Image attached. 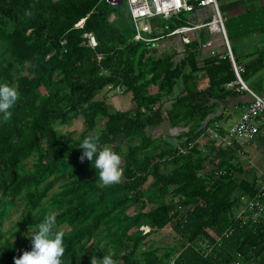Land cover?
Instances as JSON below:
<instances>
[{"label":"trees","instance_id":"obj_1","mask_svg":"<svg viewBox=\"0 0 264 264\" xmlns=\"http://www.w3.org/2000/svg\"><path fill=\"white\" fill-rule=\"evenodd\" d=\"M121 3L0 0V84L19 92L11 119L5 123L0 114V264H14L32 250L2 230L20 201L24 215L14 233L38 231L44 217L55 213L54 231L65 233L63 264H91V257L107 254H114L117 264H165L172 258L176 264H264L261 233L233 221L239 196L251 197L255 182L236 183L230 167H223L224 176L205 173L206 155L198 146L180 155L163 136L152 135L167 121L187 129L179 134V146L199 138L211 111L205 97L214 98L234 78L230 60L206 59L208 88L197 91L202 69L196 65V45L189 44L178 59L160 53L157 44L187 24L183 13L161 18L155 24L159 32L143 33L157 40L135 41ZM26 10L32 16H25ZM81 20L83 27H75ZM88 33L96 39L94 49L87 45ZM108 85L122 87L134 107L111 112L96 100ZM76 119L83 127L77 139L74 131L62 138L53 126ZM97 134L101 147L112 145L122 156L119 184L99 186L94 161L79 160L83 139ZM143 200L148 211L128 213ZM142 223L155 230L142 235ZM169 224L178 250L159 254L153 243L142 249L147 237ZM228 228L231 235L222 236ZM205 244L212 246L207 256Z\"/></svg>","mask_w":264,"mask_h":264},{"label":"crops","instance_id":"obj_2","mask_svg":"<svg viewBox=\"0 0 264 264\" xmlns=\"http://www.w3.org/2000/svg\"><path fill=\"white\" fill-rule=\"evenodd\" d=\"M219 10L225 18L226 38L234 63L243 69L241 73L243 81L254 94L264 95V0H219ZM186 14L183 18L187 25L194 26L209 20L212 10L206 7ZM183 38H187L189 44L196 45V65L202 69V72L198 73L195 89L206 92L209 83L203 68L204 62L208 58H216L220 61L227 57L223 37L207 29H195L180 35H167L157 42H161L160 53H175L178 59L182 58L189 45L182 41ZM165 41L167 42L163 43ZM207 41L212 42L213 55L209 50L199 49L200 44ZM219 96L222 97L219 98ZM205 98L208 99L206 104L211 111L204 125L208 127L218 124V133L222 137L238 121L250 101L248 93L234 92L225 87L222 92L216 93L214 98ZM186 130L180 127L172 128L165 121L153 131L152 135L170 136L177 144L179 134ZM199 151L206 155L203 170L205 173L213 171L215 174L217 170H223V167H230L236 183L244 178L251 182L264 180V136L261 134L246 143L238 140L227 142L223 138L211 141ZM248 173L253 176L249 178ZM149 180L152 181L151 178ZM148 181L146 187L149 185ZM146 204L147 202L143 200L133 205L134 213L148 211ZM133 206L131 208H134ZM140 226L149 227L145 223Z\"/></svg>","mask_w":264,"mask_h":264},{"label":"built area","instance_id":"obj_3","mask_svg":"<svg viewBox=\"0 0 264 264\" xmlns=\"http://www.w3.org/2000/svg\"><path fill=\"white\" fill-rule=\"evenodd\" d=\"M107 1V0H106ZM127 5L128 14L133 22L135 28V41L150 42L157 39H147L143 36V33L150 34L152 32H159L155 24H146L145 21H152L154 19L162 18L169 19L173 16H178L180 13H192L198 9L210 8L212 14L209 20L201 22L197 25L190 26L184 25L177 27L171 31L168 35H180L187 33L195 29H207L211 33H219L222 35L225 47L227 48L226 56L231 61L232 70L234 74V80L227 82L224 87L234 92H246L250 95V101L239 117L238 121L227 131L222 137L218 133V124L208 126L204 129L201 136L192 142H188L186 146L177 145V150L180 155H186L189 150L198 146L199 149H203L204 145L211 141H217L224 139L227 142L231 140H238L242 142H248L261 134L264 136V95H256L250 91L241 77L243 69L236 66L229 49L226 32H225V18L219 10V0H121ZM116 2V3H115ZM109 3L117 4L118 0H110ZM84 20H81L75 25L77 28L83 27ZM87 38V45L94 49L97 45L96 39L93 34L88 33L84 35ZM182 41L189 44L187 38H183ZM200 50H209L211 55L214 54L212 49V42L207 41L201 43ZM106 92L122 93V87H113L108 85L104 88ZM117 92V93H116ZM226 172L224 170H217L216 176H224ZM256 188L254 194L249 197L246 195L239 196L238 207L233 213V221L241 226H247L248 228L258 231L262 235V241L264 243V180L255 182ZM155 228L141 226L139 231L142 235L150 234ZM173 232L172 226H166L162 231ZM232 228L226 229L222 236L228 237L232 233ZM174 233V232H173ZM176 236V235H175ZM178 238V237H177ZM207 242V241H206ZM212 250V246L209 244L204 245V256H207ZM240 257V255H238ZM165 264H176L175 258L170 259ZM232 264H239L233 262Z\"/></svg>","mask_w":264,"mask_h":264},{"label":"clouds","instance_id":"obj_4","mask_svg":"<svg viewBox=\"0 0 264 264\" xmlns=\"http://www.w3.org/2000/svg\"><path fill=\"white\" fill-rule=\"evenodd\" d=\"M25 16H32L30 10L25 11ZM19 99V92L8 84H0V114L3 122H8L12 117L10 109ZM100 136L89 135L83 139L79 157L81 163L87 159L91 161L99 173L101 187L119 184L122 180L124 169L121 167L122 156L114 152L109 146H100ZM95 158V159H94ZM56 228V214L49 213L43 222L38 225V231L32 235L31 251H24L19 258H14V264H63L65 254L63 231H54ZM114 254L104 255L102 258L91 257V264H117L113 259Z\"/></svg>","mask_w":264,"mask_h":264},{"label":"rangeland","instance_id":"obj_5","mask_svg":"<svg viewBox=\"0 0 264 264\" xmlns=\"http://www.w3.org/2000/svg\"><path fill=\"white\" fill-rule=\"evenodd\" d=\"M116 3V2H115ZM114 6H117L116 4ZM127 5L125 2L121 3V6L118 7L120 10L121 8L126 9ZM186 13H183V17H186ZM115 19V15L111 14L109 20L112 21ZM160 19H154L152 21H145L146 24H156L160 22ZM167 41L163 42L166 43ZM161 42L157 43L160 44ZM117 93V92H116ZM96 100L103 101L106 104V107L111 111V112H116V111H127L130 110L134 107V104L131 100V95L129 93H111L110 91L106 92L105 90H102L100 94L96 96ZM80 119H76L74 123H68L66 125H61L58 122H55L53 124L55 130L62 135V138H68L70 137L69 132L74 131V134H71L74 139H77L82 135V129L80 125ZM155 137V136H154ZM120 140V139H119ZM121 142V141H119ZM125 145V144H123ZM109 147L115 152L114 147L112 145H109ZM117 153V152H116ZM120 154V153H117ZM32 161L28 162V165L31 164ZM123 165V159H122V164ZM249 178H251L253 175L251 173L247 174ZM122 182V180H121ZM152 181L149 180L148 183H151ZM58 189V186H56L53 191ZM50 196V194H49ZM49 197H46L43 200V203L48 200ZM134 207V206H133ZM148 207V206H147ZM135 211V207L131 208L128 213L133 214ZM23 204L20 201L17 205V207L12 209V213L10 214L9 218L4 221L2 230L5 232V235L11 240V241H19L22 245H29L32 246L31 244V237L34 235L37 231L34 230L35 228H30L28 231H20L17 234L14 233L17 228H16V223L19 222L23 218ZM169 226H172L169 224ZM166 228V227H165ZM149 236V235H148ZM155 245L156 249H159L158 253L162 254L163 249L171 248V249H176L180 247L178 243V238L175 236L173 232L170 231H159L157 233L152 234L151 236L147 237V244L145 247H142L143 250H147L151 244ZM148 246V247H147ZM113 249V247H110Z\"/></svg>","mask_w":264,"mask_h":264},{"label":"water","instance_id":"obj_6","mask_svg":"<svg viewBox=\"0 0 264 264\" xmlns=\"http://www.w3.org/2000/svg\"><path fill=\"white\" fill-rule=\"evenodd\" d=\"M107 2H108V4H110V5H114V4H112V3H109L110 0H107ZM120 3H121V0H118V3H117L116 5H119ZM163 140L166 141L170 146H172V148H173L174 150H176V148H177V144H176V142L173 140L172 137L167 136V137H164Z\"/></svg>","mask_w":264,"mask_h":264}]
</instances>
